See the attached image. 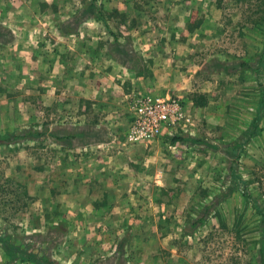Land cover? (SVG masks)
<instances>
[{"label":"rangeland","instance_id":"obj_1","mask_svg":"<svg viewBox=\"0 0 264 264\" xmlns=\"http://www.w3.org/2000/svg\"><path fill=\"white\" fill-rule=\"evenodd\" d=\"M146 96L181 121L132 142ZM28 129L0 264H264V0H0V135Z\"/></svg>","mask_w":264,"mask_h":264},{"label":"built area","instance_id":"obj_2","mask_svg":"<svg viewBox=\"0 0 264 264\" xmlns=\"http://www.w3.org/2000/svg\"><path fill=\"white\" fill-rule=\"evenodd\" d=\"M183 104L176 97L146 96L135 99L126 135L132 142L151 141L181 121Z\"/></svg>","mask_w":264,"mask_h":264},{"label":"trees","instance_id":"obj_3","mask_svg":"<svg viewBox=\"0 0 264 264\" xmlns=\"http://www.w3.org/2000/svg\"><path fill=\"white\" fill-rule=\"evenodd\" d=\"M260 118L256 117L253 121L259 122ZM43 131H37L33 129L28 130H21L18 133L9 132L4 135H0V144H7V143H14L18 141H22L26 138L32 137V138H38V136L43 135ZM204 220V217H199L195 221L192 222V225H196L201 223ZM0 242L2 243V247L4 251L10 256H13L15 253L14 251H17L16 246L10 241V236L8 235H0ZM25 257H20L21 260H29V261H37L36 258L30 253L24 252Z\"/></svg>","mask_w":264,"mask_h":264},{"label":"crops","instance_id":"obj_4","mask_svg":"<svg viewBox=\"0 0 264 264\" xmlns=\"http://www.w3.org/2000/svg\"><path fill=\"white\" fill-rule=\"evenodd\" d=\"M89 132H90V130L87 129V130H86V135H87V136H89V135L92 136V133L90 134Z\"/></svg>","mask_w":264,"mask_h":264}]
</instances>
